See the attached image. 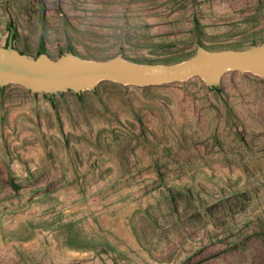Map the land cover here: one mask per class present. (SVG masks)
Returning <instances> with one entry per match:
<instances>
[{"label": "rangeland", "instance_id": "374dc122", "mask_svg": "<svg viewBox=\"0 0 264 264\" xmlns=\"http://www.w3.org/2000/svg\"><path fill=\"white\" fill-rule=\"evenodd\" d=\"M263 28L264 0H0L20 52L108 60ZM0 264H264V106L0 132Z\"/></svg>", "mask_w": 264, "mask_h": 264}, {"label": "water", "instance_id": "95a60500", "mask_svg": "<svg viewBox=\"0 0 264 264\" xmlns=\"http://www.w3.org/2000/svg\"><path fill=\"white\" fill-rule=\"evenodd\" d=\"M264 106V28L108 60L0 46V132L97 135Z\"/></svg>", "mask_w": 264, "mask_h": 264}]
</instances>
